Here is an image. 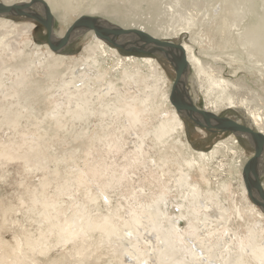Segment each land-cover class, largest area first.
<instances>
[{"label":"bare ground","instance_id":"obj_1","mask_svg":"<svg viewBox=\"0 0 264 264\" xmlns=\"http://www.w3.org/2000/svg\"><path fill=\"white\" fill-rule=\"evenodd\" d=\"M4 1L48 14L54 40L83 16L128 32L125 43L175 39L191 84L187 101L200 98H192L196 84L205 110L242 109L246 126L264 135V0H175L190 10L163 34L126 26L130 7L145 3L157 16V0ZM9 15H0V186L14 163L22 171L15 200L0 195V264H100V254L107 264H264V214L241 181L250 158L241 159L232 134L209 152L182 140L159 48L123 56L77 29L56 53L32 41L35 24ZM77 40L87 45L71 57ZM240 138L254 150L251 137ZM263 167L256 165L260 179ZM35 177L39 185L28 184Z\"/></svg>","mask_w":264,"mask_h":264},{"label":"water","instance_id":"obj_2","mask_svg":"<svg viewBox=\"0 0 264 264\" xmlns=\"http://www.w3.org/2000/svg\"><path fill=\"white\" fill-rule=\"evenodd\" d=\"M32 2V1H31ZM31 5V4H30ZM30 5H14L5 6L0 3V15L2 13L12 12L16 16L26 17L42 24L48 33V46L56 53L63 52L69 42L72 32L77 29H86L95 32L102 40L117 49H120L129 54H147L153 48L157 47L162 55L171 64L175 71V80L172 87V102L176 111L191 120L198 127L210 132L231 133L236 137L249 136L255 141L253 156L246 162L243 167V180L245 189L251 199L264 208V186L261 182L256 165L264 160V135L252 128L240 123L235 118L228 116L216 115L210 111L200 108L192 102L187 101V74L183 67L185 58L181 48L171 41H162L152 36L144 35L142 42L125 43L121 39H125L130 34L126 31L112 33L110 28L104 23V19L92 16H83L74 22L72 28L60 40H54L52 33L54 30V22L46 14V19H42L38 15H33L27 12ZM30 6V7H29ZM138 37V36H137ZM181 51V54L177 52ZM256 193V194H254Z\"/></svg>","mask_w":264,"mask_h":264},{"label":"rangeland","instance_id":"obj_3","mask_svg":"<svg viewBox=\"0 0 264 264\" xmlns=\"http://www.w3.org/2000/svg\"><path fill=\"white\" fill-rule=\"evenodd\" d=\"M17 2H12L13 4L18 3L19 1L16 0ZM118 2H120V0H117ZM156 2V0H154ZM1 4H7V2H5L4 0H0ZM158 5V14L157 16H153L149 13V9L147 4H143L141 7H139V9H134L133 7H130L128 16L130 17V21L127 22L126 26L129 27L128 25L134 26L136 28L138 27H143L146 28L147 30H155V32H159V33H165L166 31H169L168 28L170 29V32L174 29V27L177 26V24H179L183 19V15H185V12H189L188 7L186 8H182L181 5H176L175 0H157ZM122 6H124V4H121ZM127 12V11H126ZM182 13V14H181ZM178 14V15H177ZM177 15V16H175ZM103 16V15H102ZM106 19L108 20H112L111 18H113L114 22H116V18L111 14L108 15V13H105ZM103 16V17H104ZM101 18V17H100ZM6 21H10L14 24L17 25H30V24H35V27L33 28V33L31 35V39L32 41L40 46L41 48H44L45 45L48 46V33L46 28L38 23L35 20L26 18V17H22V16H7L4 18ZM103 19V18H102ZM75 20V19H74ZM73 20V21H74ZM180 20V21H178ZM72 21V22H73ZM172 25V26H171ZM161 30V31H160ZM165 31V32H164ZM132 32V31H131ZM133 37V36H131ZM171 41H175V39H170ZM108 44V43H107ZM86 43L83 40H77L75 41V43L73 45L69 44L68 45V51H67V55L71 56V57H80V55L84 52V49L86 47ZM109 46H112L110 44H108ZM113 48H115L114 46H112ZM119 52L123 55H132V56H143L141 54H129L126 53L120 49ZM144 56H146V54H144ZM155 58V57H154ZM156 59V58H155ZM165 60V61H164ZM158 62L160 64V67L162 68L163 72L165 73L169 83L168 86L169 88L173 87V82L175 80V71L173 69V67L171 66V64L166 61V58H164L163 60L158 59ZM226 78H233L232 74L228 71L225 73ZM187 79H189L187 77ZM189 82H187V85H191L190 84V79L188 80ZM172 85V86H171ZM189 86L187 87V91L186 93L189 94ZM195 86V87H194ZM199 90L198 87H196V84L193 85V93L194 95L192 96V98H194V96L197 99V97L199 99H197L196 103L194 102L195 105H197L200 108H205L206 106V102H205V98L199 94ZM197 93V94H195ZM172 95V94H171ZM174 107V106H173ZM175 108V107H174ZM235 111V112H234ZM234 111H222L221 113H219L220 116H228V117H235L237 121H239L240 123L244 124V125H248V123H250V121H248L246 118V115L242 112V109L240 110H234ZM238 111V113H237ZM236 113V114H235ZM238 114V115H237ZM243 114V115H242ZM247 114V113H246ZM183 123H184V134L182 136V140L185 141L186 143H189L191 148L197 151H204V152H209L211 151L214 146L220 142V141H226L227 138L231 135V133H217V132H210L207 131L205 129H202L200 127H198L197 125H195L191 120L184 118L183 116H181ZM245 120V121H244ZM239 140V150L241 152V159L245 160L247 158H251L254 154V150L252 149V147L250 146V144L247 142V140L238 137L237 138ZM241 148V149H240ZM221 160V159H220ZM225 162L230 163V158L224 159ZM219 163V162H218ZM216 163V165L218 164ZM22 171V164L20 162H16L14 163L11 168H10V179L7 181V184L5 186H0V195H4L5 197V202L9 203L11 200H15V198L12 197V194H14L15 190L19 187V181L21 179V177L19 176V174ZM263 176L261 177V182L264 186V167H263ZM243 174V172H242ZM40 180H42V177H35L32 178L28 181V184H32L33 186L35 185H39ZM241 181L243 182V178H241ZM233 190L237 191L238 194L241 195V193L239 192L238 189V185L239 182L238 180H234L233 181ZM26 188V187H24ZM23 189V187H22ZM12 197V198H11ZM247 197L249 199V201L251 202V204L255 205L263 214H264V210H262L258 203L254 202L251 197L248 195L247 192ZM175 203H179L180 201H175ZM175 209V211H174ZM179 208L178 207H172L171 208V212H176V214H180V212L178 211ZM22 220V218H21ZM179 226L182 227V229H186L188 227V223L186 220H181L179 223ZM6 237L8 239H12V235L9 233V235L7 234ZM100 256L102 257V262H100V264H107L108 262V256H103L100 254Z\"/></svg>","mask_w":264,"mask_h":264}]
</instances>
